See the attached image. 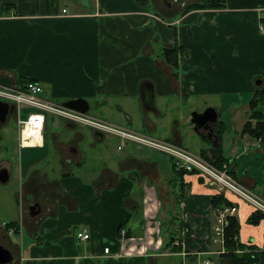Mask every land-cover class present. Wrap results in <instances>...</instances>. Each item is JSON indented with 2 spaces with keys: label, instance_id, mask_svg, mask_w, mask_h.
<instances>
[{
  "label": "crops",
  "instance_id": "1",
  "mask_svg": "<svg viewBox=\"0 0 264 264\" xmlns=\"http://www.w3.org/2000/svg\"><path fill=\"white\" fill-rule=\"evenodd\" d=\"M200 1L0 0V79L37 81L43 99L82 98L96 119L229 163L235 179L264 196V136L243 131L254 90L264 89V0L186 9ZM176 44L189 55L171 67L161 54ZM144 84L154 91L148 107ZM212 106L213 133L196 130L193 112ZM21 109L0 124L9 178L12 146L35 152L16 165L18 215L0 220V245L15 258L6 264H230L234 252L212 232L214 208L237 202L230 191L180 173L164 152L132 141L119 148L118 136L56 116L50 127L46 117L39 144L20 146L9 121L18 124ZM238 210L234 240L261 245L264 217L250 223L253 207ZM256 257L251 264H264V253Z\"/></svg>",
  "mask_w": 264,
  "mask_h": 264
},
{
  "label": "built area",
  "instance_id": "2",
  "mask_svg": "<svg viewBox=\"0 0 264 264\" xmlns=\"http://www.w3.org/2000/svg\"><path fill=\"white\" fill-rule=\"evenodd\" d=\"M66 12V10H64ZM43 93V87L37 81H27L22 85L11 83V85H5L0 83V100L12 103L16 110L21 108H31L32 111L28 112L26 118L18 119V128L20 132V146L27 144L37 145L41 142L42 132L44 130V124L46 122V113H52L64 118L68 122L77 124L88 125L95 130L103 133L112 134L118 136L123 141L119 148L127 141L139 143L148 148H154L170 157L174 158L175 169L187 174L191 172L201 173L207 180L208 185L217 186L220 190L230 191L233 197L237 199V202H230L229 204L218 205L214 208L216 214V222L213 225L212 232L214 241L222 245L221 250L229 252L226 247V236L230 221L238 213L240 204H249L255 212H259L264 215V196L250 190L247 186L240 183L235 179L230 172L229 163H224L221 167L215 163L203 159L201 156L194 155L186 148L178 146L176 143L167 142L164 140L155 139L134 131L124 129L104 120L96 119L88 113L77 111L75 109L65 107L58 102L48 101L41 97ZM6 225V223H5ZM15 228H10L9 232H14ZM120 234L126 237L127 231L125 229L120 230ZM78 236L83 239H88L89 234L87 230L79 233ZM237 239V236H234ZM109 246L105 248V252H109ZM237 254H250L253 257L264 253V242L257 247H238L233 251ZM199 264H214L211 260H204ZM256 264V263H255Z\"/></svg>",
  "mask_w": 264,
  "mask_h": 264
},
{
  "label": "trees",
  "instance_id": "3",
  "mask_svg": "<svg viewBox=\"0 0 264 264\" xmlns=\"http://www.w3.org/2000/svg\"><path fill=\"white\" fill-rule=\"evenodd\" d=\"M226 5L224 3H221L220 1L216 0H202L199 3H194L189 5L186 9H205V8H224ZM187 52V49L183 46H179L176 44L173 47H166L163 49L162 54L165 61L171 65V67H178L189 54ZM186 60V59H185ZM254 96L252 98V101L249 103V120L246 122L243 131L249 132L255 136H264V89L262 87H257L256 90H254ZM255 121V122H253ZM221 124V122H219ZM222 164V163H221ZM216 165H220L217 164ZM220 167V166H219ZM182 174H187L186 172H181ZM194 173V172H191ZM189 174V173H188ZM218 199H222V195L216 196ZM215 197V198H216ZM215 201V200H214ZM229 204L227 201L225 202ZM215 204L216 201H215ZM264 217L263 214L259 212H255L252 214L248 222L250 223H258V220H261ZM238 219L236 217H233L230 221V226L227 230L226 236V249H228L229 252H233L236 250V248L240 247L239 244L234 240V235L239 234L240 232V223H238ZM13 223H9L7 227L12 226ZM173 241V240H172ZM172 241L167 244V246L172 244ZM243 247V245H242ZM228 260L230 264H251L252 262H255L256 260H260V258L255 256L253 257L250 254H244L242 256H238L237 254H229Z\"/></svg>",
  "mask_w": 264,
  "mask_h": 264
},
{
  "label": "water",
  "instance_id": "4",
  "mask_svg": "<svg viewBox=\"0 0 264 264\" xmlns=\"http://www.w3.org/2000/svg\"><path fill=\"white\" fill-rule=\"evenodd\" d=\"M1 84L5 85H11V79L9 78H1L0 79ZM261 81H258V84H260ZM148 84H144L142 86V100L145 106H149L153 103L154 99V91L152 87H148ZM63 105L65 107L75 109L77 111L81 112H88L87 110L89 109V103L82 99V98H74V99H69L63 102ZM15 106L11 103L1 101L0 100V124L5 123L8 119L9 113L14 111ZM192 122L195 124V129L200 130L202 128L208 129V132L213 133V128L210 127L214 123L218 121V112L215 108L209 107L207 108L204 112H193L192 114ZM98 134L101 136L102 132H98ZM9 178V171L5 168L0 169V182L1 183H6L8 182ZM38 204H34L31 207V211L33 214H35L38 211ZM13 254L11 250L5 248L3 245H0V264H6L9 262H12L14 260Z\"/></svg>",
  "mask_w": 264,
  "mask_h": 264
},
{
  "label": "rangeland",
  "instance_id": "5",
  "mask_svg": "<svg viewBox=\"0 0 264 264\" xmlns=\"http://www.w3.org/2000/svg\"><path fill=\"white\" fill-rule=\"evenodd\" d=\"M194 98V97H192ZM32 111L31 108H22L21 109V118H26L28 115V112ZM58 117V118H62L60 116L54 115V114H50V113H46V117L48 120V125L52 122V120L50 121L49 119L51 117ZM63 119V118H62ZM17 121H16V117L13 116L12 119L9 121V127L11 128V133L17 134ZM50 127V125H49ZM49 127L46 130V135H48L47 133L50 131ZM4 143L8 146L11 145V143L8 141H4ZM15 145V144H14ZM13 145V146H14ZM12 149H10L9 153V160L12 161L14 163V170L12 173L11 178H9L10 180L7 183H1L0 182V220H9V217H12L13 213L14 217L10 218V219H14L16 217V214L18 215V205H17V201L15 199L16 194L19 191V180L18 178L20 177V174L17 171V166L21 160V157L25 158L28 157L29 154H34L35 152L31 149H25V148H19L17 147V144L13 147ZM188 150V149H187ZM39 150H36V152H38ZM189 152L193 153L194 155L199 156V152L193 150H188ZM197 153V154H196ZM32 156V155H31ZM2 158H5V156H3L2 154H0V160H2ZM3 221H0V223H2Z\"/></svg>",
  "mask_w": 264,
  "mask_h": 264
},
{
  "label": "flooded vegetation",
  "instance_id": "6",
  "mask_svg": "<svg viewBox=\"0 0 264 264\" xmlns=\"http://www.w3.org/2000/svg\"><path fill=\"white\" fill-rule=\"evenodd\" d=\"M14 112V111H13ZM13 112H11V113H9V116H8V119L13 115L12 113ZM14 258V257H13ZM15 259V258H14ZM13 262V261H12Z\"/></svg>",
  "mask_w": 264,
  "mask_h": 264
}]
</instances>
